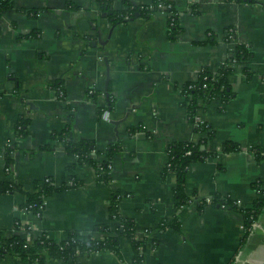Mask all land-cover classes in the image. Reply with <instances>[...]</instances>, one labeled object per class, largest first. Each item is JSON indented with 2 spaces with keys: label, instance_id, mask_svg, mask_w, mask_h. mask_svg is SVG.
Here are the masks:
<instances>
[{
  "label": "crops",
  "instance_id": "crops-1",
  "mask_svg": "<svg viewBox=\"0 0 264 264\" xmlns=\"http://www.w3.org/2000/svg\"><path fill=\"white\" fill-rule=\"evenodd\" d=\"M70 1L15 0L0 17V181L22 188L0 193L3 235L18 232L17 218L32 224L29 232L20 231L27 241L43 232L62 241L71 230L114 226L109 200L119 192V211L135 220L136 237L159 238L147 250V264H264V213L240 249V213L214 201L231 198L248 206L259 197L254 183L259 181L264 190V161H257L252 150L264 149V0H176L182 27L178 38L169 36L163 11L113 26L95 0H77L76 9ZM126 1L114 4L125 9ZM28 9L36 15H28ZM33 32L34 37H27ZM239 44L250 46L252 57L232 64L228 81L234 96L202 102L199 113L215 130L212 147L234 141L241 150L191 164L187 193L192 200L179 212L181 230L149 235V228L177 215L176 175L163 177L168 145L201 137L182 105V86L197 80L203 68L217 72ZM107 61L108 93L115 100L109 120L97 111L108 104ZM21 117L30 119L29 131L17 137ZM61 133L75 141L93 140L97 161L109 146L120 147L109 184L97 181L94 166L67 154ZM45 145L51 149H43ZM8 149L12 162L7 168ZM73 164L75 170H69ZM45 177L57 184L71 186L73 178L82 183L47 197L41 218H36L23 204L26 193L34 192L35 182ZM121 250L123 258L101 251L48 264H128L133 256L128 238L121 240ZM0 264L31 263L8 255Z\"/></svg>",
  "mask_w": 264,
  "mask_h": 264
},
{
  "label": "trees",
  "instance_id": "trees-1",
  "mask_svg": "<svg viewBox=\"0 0 264 264\" xmlns=\"http://www.w3.org/2000/svg\"><path fill=\"white\" fill-rule=\"evenodd\" d=\"M102 14L106 15L112 22L113 26L118 24H126L138 17L151 18L153 13L163 11L168 16L169 36L178 38L181 35L182 27L179 25L180 10L176 0H152L151 4L136 3L133 0H127L126 8H117L114 0H95ZM255 1V0H243ZM15 0H0V17L3 12L14 6ZM70 4L73 8H78L77 0H71ZM28 15L35 16V9L26 10ZM35 33L27 35L34 37ZM229 36H231L229 32ZM252 57L250 46L239 44L235 53L229 62L225 63L217 72H212L208 68H203L199 74V78L189 81L182 86V94L184 100L183 107L186 109L189 120L195 125V129L200 133L199 141H174L167 147L168 161L163 171V177L168 172H174L176 175V184L174 187V196L176 201L175 211L177 215L173 220H163L157 228H149L147 232L152 234L155 231L162 232L168 228L176 231L181 230V220L179 212L191 203V197L187 193V173L191 164L195 162L205 161L210 157L217 156L221 153H230L241 150V146L234 141L223 143L218 149L212 147V143L216 140V133L211 124L207 121H197V115L202 102H209L221 96L224 100H228L234 96L228 81L229 75L234 71L232 64L247 63ZM247 75L252 74L248 68ZM58 87V85H57ZM60 94L65 97L66 94L59 88ZM93 95V94H92ZM96 94H94L95 96ZM1 96V92H0ZM106 109L114 108L115 100L113 96L108 95ZM99 116L103 113L100 107L97 109ZM30 119L21 117L16 129L17 137L26 136L29 131ZM59 138L65 142V150L68 155L76 156L77 163L89 164L97 169V181L102 184H109L112 180V163L114 155L119 152L118 145H111L104 152V159L97 161L94 154H98L93 140L68 139L64 133L59 134ZM50 150V145L42 147ZM253 153L257 161H264V149L253 148ZM96 151V152H95ZM190 152V154H187ZM7 168L12 162V151L8 149L5 154ZM77 164L69 166V170H75ZM82 182L74 180L70 186L68 183L57 184L53 177H45L35 182V191L26 193L23 208L31 213L43 214L46 198L55 192L70 188ZM254 188L259 194L251 205L240 206L236 200L231 198L221 199L215 198V203L225 209L238 211L243 219V234L240 241V249H242L252 230L255 222L264 213V190L259 181L254 183ZM21 185L6 181H0V193L9 191H21ZM123 195L119 192L112 193L109 200V216L116 224H98L91 232H83L80 230H71L65 240L57 241L51 238L46 232L41 233L33 241H27L20 231L29 232L31 225L29 222L24 223L17 218L14 222V229L18 231L10 237H5L0 229V258L8 255L17 257L31 264H48L53 259H59L64 262L75 261L81 256L90 255L101 251L114 252L119 258H123L121 250V240L128 238L132 247L133 256L128 264H147L146 253L149 248L158 245L159 238L146 236L142 239L136 237V222L133 218L125 217L119 211V203ZM204 204L199 208L202 209Z\"/></svg>",
  "mask_w": 264,
  "mask_h": 264
},
{
  "label": "built area",
  "instance_id": "built-area-1",
  "mask_svg": "<svg viewBox=\"0 0 264 264\" xmlns=\"http://www.w3.org/2000/svg\"><path fill=\"white\" fill-rule=\"evenodd\" d=\"M109 115H110V111L108 109H105L102 113V117L105 119V120H109ZM204 119L202 118V115L201 113L198 112V115H197V121H203ZM187 154H190V152H188ZM240 206H242V202L241 200H237L236 201ZM243 227V226H242Z\"/></svg>",
  "mask_w": 264,
  "mask_h": 264
},
{
  "label": "water",
  "instance_id": "water-1",
  "mask_svg": "<svg viewBox=\"0 0 264 264\" xmlns=\"http://www.w3.org/2000/svg\"><path fill=\"white\" fill-rule=\"evenodd\" d=\"M139 15H137V17H138ZM94 45H96L95 43H94ZM107 79H106V85H105V90H106V92H107V95L109 94L108 93V85H109V81H110V68H109V62L107 61ZM115 124L117 125V124H119V122L118 121H116L115 122Z\"/></svg>",
  "mask_w": 264,
  "mask_h": 264
},
{
  "label": "rangeland",
  "instance_id": "rangeland-1",
  "mask_svg": "<svg viewBox=\"0 0 264 264\" xmlns=\"http://www.w3.org/2000/svg\"><path fill=\"white\" fill-rule=\"evenodd\" d=\"M32 214H34V213H32ZM34 216H35L36 218H41L40 215H39V213H38V214H34Z\"/></svg>",
  "mask_w": 264,
  "mask_h": 264
}]
</instances>
